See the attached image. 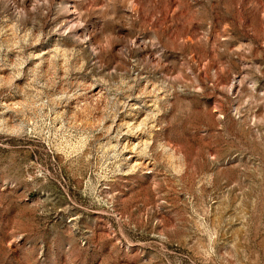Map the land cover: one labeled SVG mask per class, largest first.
<instances>
[{
	"label": "rangeland",
	"instance_id": "1",
	"mask_svg": "<svg viewBox=\"0 0 264 264\" xmlns=\"http://www.w3.org/2000/svg\"><path fill=\"white\" fill-rule=\"evenodd\" d=\"M0 264H264V0H0Z\"/></svg>",
	"mask_w": 264,
	"mask_h": 264
}]
</instances>
